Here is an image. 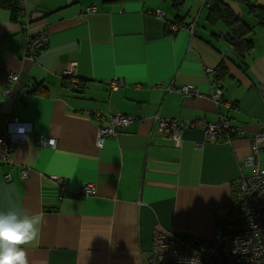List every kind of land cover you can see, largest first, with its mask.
<instances>
[{
    "label": "crops",
    "instance_id": "obj_1",
    "mask_svg": "<svg viewBox=\"0 0 264 264\" xmlns=\"http://www.w3.org/2000/svg\"><path fill=\"white\" fill-rule=\"evenodd\" d=\"M24 1L30 21L0 10V135L9 122L30 128L12 144V167L0 163V211L43 217L38 243L25 248L28 264H147L155 231L211 240L229 218L251 141L264 130V26L244 5L224 0L254 41L243 69L227 27L207 19L209 0ZM257 3L264 9V0ZM172 24L183 28L172 31ZM39 32L46 47L26 57L27 34ZM69 64L86 81L78 96L60 79ZM220 64L228 106L218 107L208 97L214 74L205 70ZM11 74L41 87L8 98ZM111 79L124 86L109 90ZM183 85L204 96L165 91ZM116 113L135 121L97 148L98 127H109ZM155 116L208 125L227 118L238 135L208 141L190 126L174 143L157 131ZM258 165L264 168V149ZM86 184L95 195L82 194Z\"/></svg>",
    "mask_w": 264,
    "mask_h": 264
},
{
    "label": "built area",
    "instance_id": "obj_2",
    "mask_svg": "<svg viewBox=\"0 0 264 264\" xmlns=\"http://www.w3.org/2000/svg\"><path fill=\"white\" fill-rule=\"evenodd\" d=\"M18 1L21 6H24V0ZM93 10V7L86 8L85 14ZM157 14L162 16V13L157 12ZM179 28L183 26L178 24L170 26L172 31ZM25 42V56L33 58L37 52H40L39 49L46 45L47 35L45 32H39L34 37L26 36ZM205 73L213 72L207 69ZM60 75L69 77L73 87L78 85L74 64L67 65ZM108 86L111 91H117L124 86V83L113 79ZM210 87L208 95L210 100L218 107L228 106V102L221 100L218 84L211 82ZM18 88L17 75L11 74L5 78L3 92L6 97H15ZM156 88L161 89L162 86L157 84ZM259 90L264 96V83L259 85ZM165 91L178 92L184 98L204 96L191 85L169 86L165 88ZM95 115L103 119L99 114ZM134 120L135 117L130 115L119 113L112 115L109 127H98L97 129V148H101L107 138L114 137L118 131L132 124ZM154 121L157 123V131L168 136L174 143L180 141L182 131L190 126L200 127L208 141L217 140L219 137H222L225 142L230 141L227 135L222 134L228 129L226 122L208 125L202 119H195L193 123H190L184 120H167L159 116H155ZM29 130V127L18 122H9L6 133L0 135L1 163L12 167V144L26 139ZM263 149L264 130L257 133L251 141L250 154L241 163V170L244 172L235 182L237 194L235 203L228 209L229 218L226 224L217 226L211 240H196L190 236L155 231L147 264H264V168L258 165V157ZM26 177L27 172L21 171V178ZM82 194L84 196L95 195L94 185L86 184L82 189Z\"/></svg>",
    "mask_w": 264,
    "mask_h": 264
},
{
    "label": "trees",
    "instance_id": "obj_3",
    "mask_svg": "<svg viewBox=\"0 0 264 264\" xmlns=\"http://www.w3.org/2000/svg\"><path fill=\"white\" fill-rule=\"evenodd\" d=\"M104 4H124V3H142L144 0H101ZM239 4L244 5L248 13L252 16H254L258 22L257 24L259 26H264V9L261 8V6L257 3V0H236ZM176 5V4H175ZM88 8H92L88 7ZM0 10H6L9 12L11 19L14 22L21 23V18L25 19L24 12L21 9V5L19 4L18 0H0ZM86 10V9H85ZM94 12V10H93ZM84 11V16L86 17L87 14ZM92 13V12H90ZM84 19V18H83ZM207 19L210 22H220L225 27H227L228 32L226 34V41L231 46L234 59L236 62L241 64L242 68L244 69L245 63H244V57L246 54L250 53L254 47V41L251 37H248V31H249V25L245 22H243L241 19L237 18L229 9V7L226 5L224 0H209V6L207 10ZM30 21V19H28ZM173 25V24H172ZM179 25V24H178ZM39 33H36L34 35H28L30 37H34L38 35ZM47 35V34H46ZM44 47H41L39 50L42 51ZM39 52H37L33 58L37 56ZM214 79L212 82L218 84L219 91L221 93V100L222 99V91H221V81H223L226 78L227 70L223 64H220L214 71ZM78 78V85L76 87H73L70 78L66 76H61L60 79L63 82L64 85L71 88V91L75 93L77 96L82 94L83 91L86 88V81ZM19 80V78H18ZM112 81L109 80L107 84H109ZM41 87L39 84H25L21 85L19 81V88L16 91V96H21L23 92L25 94H34L38 91V88ZM110 90V88H109ZM178 93V92H177ZM14 97V98H15ZM233 108L235 107L234 104ZM100 114V113H99ZM132 116V115H130ZM135 117V116H134ZM164 119V118H163ZM199 119V118H198ZM168 120V119H167ZM135 121V120H134ZM133 121V122H134ZM226 122L228 125V129L226 131H223V135H227L231 140L234 139L238 133L236 129H234L230 124L227 118H221L219 122L222 123ZM104 127V126H99ZM190 128V127H189ZM156 129H157V123H156ZM122 130L116 134L118 135L121 133ZM115 135V136H116ZM1 163V162H0ZM4 165V163H1ZM235 195L237 194V190L234 189ZM235 201V200H234Z\"/></svg>",
    "mask_w": 264,
    "mask_h": 264
},
{
    "label": "clouds",
    "instance_id": "obj_4",
    "mask_svg": "<svg viewBox=\"0 0 264 264\" xmlns=\"http://www.w3.org/2000/svg\"><path fill=\"white\" fill-rule=\"evenodd\" d=\"M43 217L27 211H0V264H28L26 246L37 244Z\"/></svg>",
    "mask_w": 264,
    "mask_h": 264
},
{
    "label": "flooded vegetation",
    "instance_id": "obj_5",
    "mask_svg": "<svg viewBox=\"0 0 264 264\" xmlns=\"http://www.w3.org/2000/svg\"><path fill=\"white\" fill-rule=\"evenodd\" d=\"M21 9H22V11L24 10L25 12H24V15H25V19L28 21V19H30L28 16H27V13H26V9H25V4H24V6H21ZM118 80V79H117ZM180 94V93H179ZM183 97V96H182Z\"/></svg>",
    "mask_w": 264,
    "mask_h": 264
}]
</instances>
